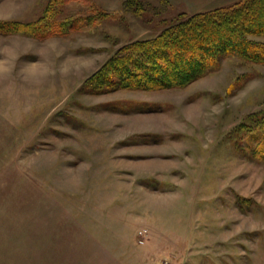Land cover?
I'll use <instances>...</instances> for the list:
<instances>
[{"label": "rangeland", "instance_id": "obj_1", "mask_svg": "<svg viewBox=\"0 0 264 264\" xmlns=\"http://www.w3.org/2000/svg\"><path fill=\"white\" fill-rule=\"evenodd\" d=\"M125 1L67 2L63 17L116 15L60 36L47 0H0V264H264V160L227 137L264 108V66L86 84L128 41L236 0Z\"/></svg>", "mask_w": 264, "mask_h": 264}, {"label": "trees", "instance_id": "obj_2", "mask_svg": "<svg viewBox=\"0 0 264 264\" xmlns=\"http://www.w3.org/2000/svg\"><path fill=\"white\" fill-rule=\"evenodd\" d=\"M70 1L90 2L47 0L39 20L50 26L47 32L66 36L85 24L116 15L95 10L63 17L62 8ZM133 3L138 4L126 0L124 5ZM16 25L23 29L28 23ZM258 36H264V0H236L192 14L180 13L156 34L122 45L86 84L95 92L104 86L106 90L182 88L217 70L226 57L264 66V40ZM227 137L251 157L264 160V108L247 114Z\"/></svg>", "mask_w": 264, "mask_h": 264}, {"label": "built area", "instance_id": "obj_3", "mask_svg": "<svg viewBox=\"0 0 264 264\" xmlns=\"http://www.w3.org/2000/svg\"><path fill=\"white\" fill-rule=\"evenodd\" d=\"M147 235V229L141 228L137 231V236L139 238V242H143L144 237Z\"/></svg>", "mask_w": 264, "mask_h": 264}]
</instances>
